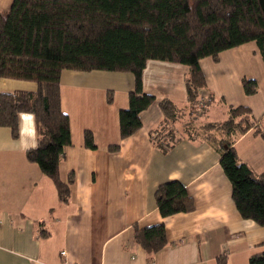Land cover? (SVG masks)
<instances>
[{"label": "crops", "instance_id": "obj_1", "mask_svg": "<svg viewBox=\"0 0 264 264\" xmlns=\"http://www.w3.org/2000/svg\"><path fill=\"white\" fill-rule=\"evenodd\" d=\"M11 3L0 0V12ZM199 66L204 91L212 100L200 114L192 112L163 128L161 99L188 106V66L147 60L142 92L155 101L140 113L139 130L124 139L119 136L118 112L128 106L133 75L62 70L61 109L69 117L71 145L59 162V177L65 182L74 174L67 202L59 199L38 164L25 156L37 145L35 117L18 114L16 138L9 127L0 126V264H218L221 255L227 264H249L251 254L264 251V226L240 216L220 165V141L229 137L217 129H211L209 137L199 131L225 119L229 106L248 107L256 127L264 129L263 61L255 42L249 41L223 50L217 62L203 57ZM243 77L256 81L254 94H245ZM36 88L32 81L0 78V93ZM189 121L192 131L185 125ZM85 129L93 134V149L84 146ZM172 134L181 139L169 147ZM114 144L118 149L109 150ZM233 146L255 172L264 170V140L253 129L234 138ZM171 180L185 186L194 208L163 217L153 194L159 184ZM160 223L167 243L149 255L134 242L133 226Z\"/></svg>", "mask_w": 264, "mask_h": 264}, {"label": "trees", "instance_id": "obj_2", "mask_svg": "<svg viewBox=\"0 0 264 264\" xmlns=\"http://www.w3.org/2000/svg\"><path fill=\"white\" fill-rule=\"evenodd\" d=\"M249 41L255 42L264 64V0H12L9 9L0 12V78L32 81L37 88L0 93V126L9 127L16 138L18 114L35 117L37 146L26 150L25 156L38 164L53 182L59 199L67 202L74 174L71 172L65 182L59 177V162L71 145L69 117L61 109L62 70L133 75L128 106L118 112L119 136L124 139L139 130L140 113L155 101L154 96L142 92L147 60L188 66L187 108L168 98L158 103L163 128H168L196 111L199 92L206 86L199 60L210 57L217 62L223 50ZM241 80L245 94L257 91L254 79ZM107 102H112L111 93ZM189 129L194 130L193 126ZM211 129L229 137L220 141V165L230 181L237 211L243 219L264 226V170L255 172L237 157L233 146L234 138L251 129L264 140V129L256 127L245 106H229L225 119L205 124L199 131L209 137ZM187 136L192 137L190 133ZM180 139L172 134L169 147ZM83 143L95 148L90 130L83 131ZM118 147L114 144L108 149ZM153 196L163 217L194 208L178 180L159 184ZM133 240L149 255L155 254L167 243L165 226L134 225ZM248 263L264 264V251L251 254ZM218 264H227L226 256H219Z\"/></svg>", "mask_w": 264, "mask_h": 264}, {"label": "built area", "instance_id": "obj_3", "mask_svg": "<svg viewBox=\"0 0 264 264\" xmlns=\"http://www.w3.org/2000/svg\"><path fill=\"white\" fill-rule=\"evenodd\" d=\"M210 100H211V97H210V95H209V93L208 92H206V91H204V89L203 90H201L200 92H199V97H198V101H197V103H196V111H195V114H200V113H198L199 111L201 112V110H203V108L207 105V103L208 102H210ZM256 123V122H255ZM61 254H65V252L64 251H62L61 252Z\"/></svg>", "mask_w": 264, "mask_h": 264}, {"label": "rangeland", "instance_id": "obj_4", "mask_svg": "<svg viewBox=\"0 0 264 264\" xmlns=\"http://www.w3.org/2000/svg\"><path fill=\"white\" fill-rule=\"evenodd\" d=\"M9 7H10V4H9V6L8 7H5V8H3L4 9V11H6V10H8L9 9ZM130 74V73H129ZM132 75V74H131ZM198 113H201L200 111L198 112ZM252 120H253V118H252ZM202 127V126H201ZM200 127V128H201Z\"/></svg>", "mask_w": 264, "mask_h": 264}, {"label": "clouds", "instance_id": "obj_5", "mask_svg": "<svg viewBox=\"0 0 264 264\" xmlns=\"http://www.w3.org/2000/svg\"><path fill=\"white\" fill-rule=\"evenodd\" d=\"M36 146H37V145L33 144L31 147H36ZM24 147L27 148L28 146L25 145Z\"/></svg>", "mask_w": 264, "mask_h": 264}]
</instances>
